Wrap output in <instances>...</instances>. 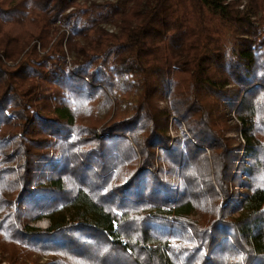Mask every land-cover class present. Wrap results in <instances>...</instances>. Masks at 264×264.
<instances>
[{"label": "trees", "instance_id": "1", "mask_svg": "<svg viewBox=\"0 0 264 264\" xmlns=\"http://www.w3.org/2000/svg\"><path fill=\"white\" fill-rule=\"evenodd\" d=\"M0 256L264 264V0H0Z\"/></svg>", "mask_w": 264, "mask_h": 264}, {"label": "rangeland", "instance_id": "2", "mask_svg": "<svg viewBox=\"0 0 264 264\" xmlns=\"http://www.w3.org/2000/svg\"><path fill=\"white\" fill-rule=\"evenodd\" d=\"M96 1H100V0H96ZM104 27L107 28L108 30H115L114 26L110 25V24H104ZM21 37V36H20ZM19 37V39H20ZM158 105L159 106H166L167 103L166 101H159L158 102ZM175 125V126H174ZM174 125H170L171 127H169L168 129V132L170 133V130H172V133H174V135L172 136L171 134V138L174 137V136H179L181 134V130L183 129V126L181 127V125H177V123L174 122ZM180 126V127H179ZM181 129V130H180ZM227 135H232V136H235L236 133H233V132H227L226 133ZM34 224L36 223L38 226L42 227V228H45L48 224V221L46 218H40L39 220H36L33 222ZM32 223V224H33ZM0 264H8L7 263V260L3 259L1 256H0Z\"/></svg>", "mask_w": 264, "mask_h": 264}, {"label": "built area", "instance_id": "3", "mask_svg": "<svg viewBox=\"0 0 264 264\" xmlns=\"http://www.w3.org/2000/svg\"><path fill=\"white\" fill-rule=\"evenodd\" d=\"M170 134L173 136L174 135V133H172V130H170Z\"/></svg>", "mask_w": 264, "mask_h": 264}]
</instances>
